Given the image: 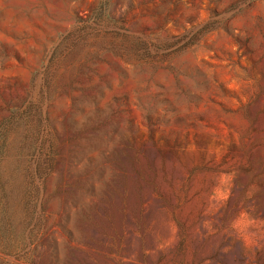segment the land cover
<instances>
[{
    "label": "rangeland",
    "instance_id": "374dc122",
    "mask_svg": "<svg viewBox=\"0 0 264 264\" xmlns=\"http://www.w3.org/2000/svg\"><path fill=\"white\" fill-rule=\"evenodd\" d=\"M0 264H264V0H0Z\"/></svg>",
    "mask_w": 264,
    "mask_h": 264
}]
</instances>
